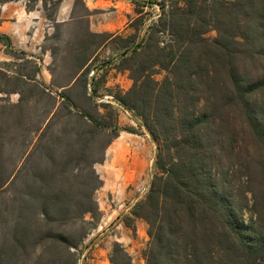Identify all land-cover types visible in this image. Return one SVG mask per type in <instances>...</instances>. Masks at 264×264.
<instances>
[{"label":"trees","instance_id":"1","mask_svg":"<svg viewBox=\"0 0 264 264\" xmlns=\"http://www.w3.org/2000/svg\"><path fill=\"white\" fill-rule=\"evenodd\" d=\"M37 1L26 0L27 9ZM61 1H54L53 13ZM130 1L138 39L125 44L122 58L133 84L116 98L158 144L150 187L125 225L146 220L145 264H264V0ZM153 3L158 19L143 31L144 9ZM209 30L215 37L205 35ZM0 41L13 45L1 31ZM67 112L83 126L80 141L91 134L92 142L107 128L80 109ZM117 136L97 157L86 152L87 143L58 162L52 154L43 184L35 185L39 176L32 173L30 195L43 196L46 222L35 264H78L73 232L84 237V217L96 210L94 191L103 183L94 165ZM34 224L14 222L15 249L32 241ZM110 261L133 264L120 245Z\"/></svg>","mask_w":264,"mask_h":264},{"label":"rangeland","instance_id":"2","mask_svg":"<svg viewBox=\"0 0 264 264\" xmlns=\"http://www.w3.org/2000/svg\"><path fill=\"white\" fill-rule=\"evenodd\" d=\"M21 1L26 6V0ZM46 1L45 7L38 0L33 8H40L45 17L40 20L41 39L35 37L41 50L25 51L0 41V264H35L42 250L37 242L46 230L41 213L44 198L39 193L34 197L30 195V186L35 180L32 173L39 176L35 185L43 184L41 177L50 166L52 154L58 162L61 154L74 147L80 151L87 143L90 146L86 152L97 157L105 142L116 133L119 136L126 132L139 135L135 138L141 140L128 141L132 147L129 162L142 157L144 165L139 170L130 169V173L125 166L117 169L115 164L106 161L105 149L104 160L94 166L107 174L115 187H108L101 178L102 185L94 191L96 210L84 217L87 221L84 237L81 238L78 229L73 232L72 240L78 242L73 249L78 254V264H112L110 256L117 245L125 248L133 264H145L143 251L149 241L148 224L137 217L131 227L123 220L150 187L156 170L154 161L158 143L151 137L142 118L116 98L133 84L129 71L124 69L122 56L125 44L137 38L138 14L134 8L128 19H132L128 29L111 34L98 33L88 30L86 15L101 10L90 11L83 0H75V18L65 26L54 22L55 0ZM145 8L141 29H147L156 21L155 15L158 19L160 11L155 3ZM51 19L52 28H48ZM44 29L50 33L43 36ZM0 31L12 40V0L0 2ZM205 35L213 38L216 32L209 30ZM85 57H88L87 62L81 68L80 63ZM94 64H100L102 71L90 80L86 72ZM45 65L48 71L42 72ZM163 74L158 70L155 78L160 79ZM69 109L87 112L107 128L104 132H96L92 142L91 134L80 141L83 126L68 115ZM59 165L57 163L56 167ZM70 182L76 184L77 180ZM250 216V212L246 214L247 219ZM16 220H22L24 224L35 223V234L32 241L15 249L12 228ZM66 227L75 226L68 224Z\"/></svg>","mask_w":264,"mask_h":264},{"label":"crops","instance_id":"3","mask_svg":"<svg viewBox=\"0 0 264 264\" xmlns=\"http://www.w3.org/2000/svg\"><path fill=\"white\" fill-rule=\"evenodd\" d=\"M86 8L92 11L94 8L101 10L100 13H89L86 15L88 30L92 32H117L128 29L129 17H131L135 4L130 0H83ZM75 0H62L57 7L54 22L63 23L65 26L69 25L74 20L73 14ZM146 9V8H145ZM144 9V11H145ZM136 12V11H135ZM100 14V16L98 15ZM102 14V15H101ZM44 19L43 13L40 8L28 10L21 0H12V44L15 48L38 52L42 49L41 44L36 42L35 37L42 35L40 28V20ZM48 28H52L51 21ZM148 25V24H147ZM30 29V30H29ZM44 34L46 32L44 29ZM146 31V28L143 29ZM34 38V39H32ZM42 72L48 71L47 65L41 68ZM120 75V73L118 74ZM122 136V138H121ZM135 136H139L132 132H126L119 135L114 141L108 145L106 149V161L119 169L124 166L132 171L139 170L143 165V158H135L134 161L129 162L132 147L128 141H141ZM121 138V139H119ZM146 145H144L145 147ZM134 158V157H133ZM133 162H136L133 164ZM98 173L104 181L108 183V187H115L113 180L103 173L100 168H97ZM126 172V173H128ZM130 173V172H129ZM117 174V173H116ZM118 175V174H117Z\"/></svg>","mask_w":264,"mask_h":264},{"label":"built area","instance_id":"4","mask_svg":"<svg viewBox=\"0 0 264 264\" xmlns=\"http://www.w3.org/2000/svg\"><path fill=\"white\" fill-rule=\"evenodd\" d=\"M155 20H157V15H155ZM99 71H102L101 65L100 64H94L89 68L88 76L90 80L92 78L96 77L98 75Z\"/></svg>","mask_w":264,"mask_h":264}]
</instances>
